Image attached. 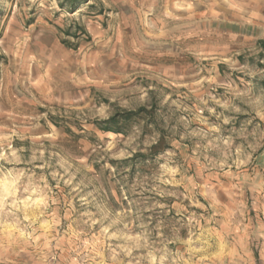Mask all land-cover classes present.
Instances as JSON below:
<instances>
[{"label": "clouds", "instance_id": "9594fccd", "mask_svg": "<svg viewBox=\"0 0 264 264\" xmlns=\"http://www.w3.org/2000/svg\"><path fill=\"white\" fill-rule=\"evenodd\" d=\"M0 264H264V0H0Z\"/></svg>", "mask_w": 264, "mask_h": 264}]
</instances>
